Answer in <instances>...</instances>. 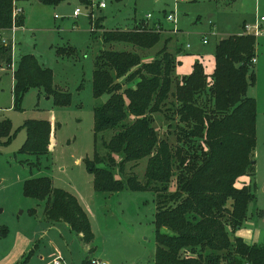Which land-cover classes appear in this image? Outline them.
<instances>
[{
    "label": "trees",
    "instance_id": "obj_1",
    "mask_svg": "<svg viewBox=\"0 0 264 264\" xmlns=\"http://www.w3.org/2000/svg\"><path fill=\"white\" fill-rule=\"evenodd\" d=\"M21 1L26 0H0V64L5 66L11 61L12 43L3 40L1 32L22 26L21 9L13 13ZM38 1L49 5L58 2ZM100 20H94V28ZM157 33L136 28L103 30L100 37L103 44L124 43L145 49L157 42ZM253 56L254 37L239 33L215 43L209 75L198 62L192 64L188 75H173L176 61L164 50L148 61L132 51L104 48L93 57L91 94H106L107 98L92 109V130L94 135L105 130L112 133L101 141L103 157L93 152L84 158L83 165L97 192L127 189L152 193V264H264V240L247 244L230 235L246 219L247 204L253 199L249 185H235L239 177L251 179L254 174L255 104L246 95L253 82ZM11 75L13 106H18L24 91L31 87L41 88L55 105L68 102V94L53 89L50 70L32 54H21ZM157 112L174 122V143L157 136L152 125V115ZM22 127L25 140L18 152L45 155L50 122L26 119ZM10 137L9 122L0 120V143ZM142 158L144 182L133 174L115 178L109 168L117 164L121 171L124 163ZM21 194L35 200L28 210L31 214L40 207L45 221L63 222L84 244L91 242L86 214L70 193L54 187L48 177L23 180ZM90 261L85 256L81 264Z\"/></svg>",
    "mask_w": 264,
    "mask_h": 264
},
{
    "label": "rangeland",
    "instance_id": "obj_2",
    "mask_svg": "<svg viewBox=\"0 0 264 264\" xmlns=\"http://www.w3.org/2000/svg\"><path fill=\"white\" fill-rule=\"evenodd\" d=\"M86 1L88 4L58 0L53 5L23 1L22 28L7 29L12 55L8 69L0 68V120L9 122L11 137L0 143V264H52L55 258L65 264H81L85 256L105 264H152V193L127 189L97 192L92 187L91 174L83 165L84 158H90L93 152L103 157L101 141L112 133L105 130L93 134L92 109L107 98L106 94L98 97L91 94L93 57L104 48L132 51L148 61L158 50H164L172 53L176 61L173 75H188L194 62L209 75L213 70L215 43L239 32L242 24H252L255 17L264 16V0H104L103 8L96 7L98 0ZM75 8L79 13L73 16ZM88 12L92 15V25L96 18L101 19L93 31H89ZM171 12L176 18L174 33L170 31L172 23L164 19ZM146 13L151 15L150 23L158 20L161 24L160 30H153L158 32V40L152 47L140 49L124 43H102L103 30H150L151 24L143 20ZM209 22L215 35L208 33ZM202 34H206V43L201 42ZM58 49L62 52H57ZM25 53L32 54L50 70L53 89L66 92L67 103L55 105L41 88L31 87L24 91L18 106H13L11 71L18 54ZM253 57V82L247 87L246 95L255 104L254 174L251 179L241 176L235 185L245 184L252 189L253 199L247 204L248 218L251 227L263 229L264 33L254 36ZM152 116L157 136L174 143V122L165 120L160 112ZM26 119L51 120L55 125L50 152L38 157L18 152L25 140L22 123ZM144 167L145 158L124 163L121 171L117 170V164L109 166L115 178L133 174L139 182H144ZM37 176L48 177L54 187L76 199L90 223L93 238L89 244H84L63 222L45 221L40 207L36 215L28 211L35 200L21 194L20 184L25 178ZM87 249L91 251L88 253Z\"/></svg>",
    "mask_w": 264,
    "mask_h": 264
},
{
    "label": "built area",
    "instance_id": "obj_3",
    "mask_svg": "<svg viewBox=\"0 0 264 264\" xmlns=\"http://www.w3.org/2000/svg\"><path fill=\"white\" fill-rule=\"evenodd\" d=\"M95 5L98 8H103L105 6L104 0H98L95 3ZM18 10H19V8L15 9L13 11V13L17 12ZM78 13H79V10L77 8H75L72 11V15L73 16L78 15ZM86 16L89 17V22H90L89 30H93L94 27L92 25V18H91L92 15H91V13L88 12ZM164 19L169 21L170 23H172V27H171L170 31H172L173 33L176 32L177 31L176 18H175L174 13L173 12L167 13L164 16ZM143 20H145L146 22H149L151 20V15L149 13H146L144 15V17H143ZM150 24L151 25H149V27L152 30L158 31V30L161 29V24L159 23L158 20H154ZM208 24L210 25L208 33L211 34V35H214L215 31H214L213 24L211 22H209ZM13 28L14 27H12V29ZM241 30H242V34H249V35H252L253 37L257 36V35H261L262 33H264V16L255 17V20H254V22L252 24H242ZM201 42L202 43H206L207 42L206 34H203V36L201 37ZM188 46H189L188 44L185 45L186 48ZM250 61L252 63H254L255 58L252 57ZM52 264H65V263L63 261H61L59 258H55V259L52 260ZM90 264H105V263L103 261L100 262V261H97V260H93V261H90Z\"/></svg>",
    "mask_w": 264,
    "mask_h": 264
},
{
    "label": "crops",
    "instance_id": "obj_4",
    "mask_svg": "<svg viewBox=\"0 0 264 264\" xmlns=\"http://www.w3.org/2000/svg\"><path fill=\"white\" fill-rule=\"evenodd\" d=\"M26 1H28V0H26ZM35 1H37V2H39L38 0H35ZM23 1H21V2H18V3H16V6L18 7V8H20L21 9V14L23 15V13H22V3ZM40 3V2H39ZM89 23V22H88ZM22 26H23V24H22ZM22 26H20V27H14L13 29H17V28H22ZM241 27V26H240ZM10 30H3L2 32H1V37H3V38H6L7 39V33L9 32ZM90 31V30H89ZM239 33H241V28H240V31L239 32H237V33H235V34H239ZM215 35V34H214ZM202 36H203V34H202ZM8 40V39H7ZM21 54H18V56H17V59H18V57L20 56ZM40 65H42L43 66V64H40ZM1 67H4L5 69H8V67L7 66H5V65H3V64H0V68ZM11 71V70H10ZM11 80H12V75H11ZM12 83V82H11ZM47 97V96H46ZM49 122H50V125H51V132H50V138H49V145H48V152H50V150H51V147H52V142H53V136H54V129H52V124H51V120H48ZM76 162H77V160H76ZM25 179H27V178H25ZM25 179H23V180H25ZM238 179H240V177L238 178ZM237 179V180H238ZM22 180V181H23ZM22 183V182H21ZM20 189H21V184H20ZM32 206H34V203L32 204ZM31 206V207H32ZM36 212H37V208H35V212H34V214L33 215H36ZM42 214V213H41ZM256 214L258 215V214H260V212H256ZM262 222H264V220L263 221H261V223ZM65 224V223H64ZM66 225V224H65ZM263 225H264V223H263ZM67 226V225H66ZM68 228V227H67ZM231 236H235V237H239L243 242H245V243H247V244H252V243H255V244H260V243H262L263 242V240H264V228L263 229H259V228H257V227H251V221H250V218H248V214H247V217H246V219L243 221V223L238 227V228H236L233 232H232V234H230Z\"/></svg>",
    "mask_w": 264,
    "mask_h": 264
}]
</instances>
